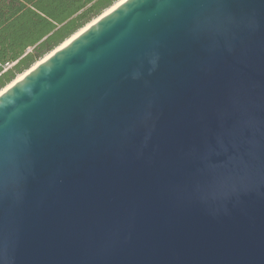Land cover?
Returning a JSON list of instances; mask_svg holds the SVG:
<instances>
[{
  "label": "water",
  "instance_id": "95a60500",
  "mask_svg": "<svg viewBox=\"0 0 264 264\" xmlns=\"http://www.w3.org/2000/svg\"><path fill=\"white\" fill-rule=\"evenodd\" d=\"M101 15L0 94V264H264V0Z\"/></svg>",
  "mask_w": 264,
  "mask_h": 264
},
{
  "label": "trees",
  "instance_id": "16d2710c",
  "mask_svg": "<svg viewBox=\"0 0 264 264\" xmlns=\"http://www.w3.org/2000/svg\"><path fill=\"white\" fill-rule=\"evenodd\" d=\"M116 0H0V90Z\"/></svg>",
  "mask_w": 264,
  "mask_h": 264
},
{
  "label": "bare ground",
  "instance_id": "6f19581e",
  "mask_svg": "<svg viewBox=\"0 0 264 264\" xmlns=\"http://www.w3.org/2000/svg\"><path fill=\"white\" fill-rule=\"evenodd\" d=\"M125 0H116L110 7L106 8L103 12L102 15H105L107 13H109L111 10H113L114 8H116L117 6H119L122 2H124ZM98 18L100 17H96L94 19H92L90 22H88L87 24H85L83 27H81L80 29H78L76 32H74L70 37H68L67 39H65L60 45H58L54 50H52V52L47 53L44 57L40 58L39 60H37L36 62H34V64H32V66H30V69L24 70L22 73L17 74V76L11 81L9 82L7 85H5V87H3L0 90V94L2 92H4L5 90H7L10 86H12L13 84H15L17 81H19L24 75H26L30 70H32L33 68H35V66H37L38 64H40L43 60H45L48 56H50V54H52L55 50L62 48L65 44H67L68 42H70L73 38H75L78 34L84 32L90 25H92Z\"/></svg>",
  "mask_w": 264,
  "mask_h": 264
}]
</instances>
